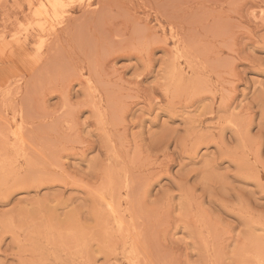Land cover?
Listing matches in <instances>:
<instances>
[{"label": "rangeland", "instance_id": "1", "mask_svg": "<svg viewBox=\"0 0 264 264\" xmlns=\"http://www.w3.org/2000/svg\"><path fill=\"white\" fill-rule=\"evenodd\" d=\"M89 1L0 0V264H264V0Z\"/></svg>", "mask_w": 264, "mask_h": 264}, {"label": "bare ground", "instance_id": "2", "mask_svg": "<svg viewBox=\"0 0 264 264\" xmlns=\"http://www.w3.org/2000/svg\"><path fill=\"white\" fill-rule=\"evenodd\" d=\"M91 1V0H90ZM90 1H89V3H90ZM61 2H62V0H40V2H39V4L38 5H35L36 6V8L34 9V15L36 16V17H38L39 18V20H41V21H39V24L42 26V24H43V22H45L46 20H48L49 18H50V16H51V12H50V9H51V7L54 9V11H55V9L57 8V9H59V10H61L60 8L61 7H59V6H61ZM32 5H33V2L31 3ZM88 4V3H87ZM91 4H92V1H91ZM31 5V6H32ZM89 5V4H88ZM59 10L57 11L56 10V13L58 14L59 13ZM63 10V9H62ZM54 14V13H53ZM83 14H84V12H83ZM56 16V15H55ZM32 18V17H31ZM44 20V21H43ZM35 21V20H34ZM60 38V37H59ZM162 40V39H161ZM93 50V49H92ZM97 51V50H96ZM93 53V52H92ZM54 58V57H53ZM52 61V60H51ZM50 61V62H51ZM49 63V62H48ZM58 63V62H57ZM56 63V64H57ZM59 64H60V61H59ZM53 65V64H52ZM51 65V66H52ZM44 66V65H43ZM50 66V67H51ZM65 66V65H64ZM57 67V66H56ZM52 68H54V67H52ZM51 68V69H52ZM66 68H68V67H66ZM38 69V68H37ZM95 69V68H94ZM53 71H54V69H52ZM51 70V71H52ZM69 70V69H68ZM40 71V70H39ZM52 71V72H53ZM55 71H56V69H55ZM66 71V70H65ZM74 71V70H73ZM94 71V70H93ZM46 72V71H45ZM99 72V71H98ZM67 73V72H66ZM70 73V72H69ZM68 73V74H69ZM39 74V73H38ZM43 74V73H42ZM46 74H48V73H46ZM53 74V73H52ZM40 75V74H39ZM38 75V76H39ZM55 75V74H54ZM98 75V74H97ZM36 76V75H35ZM44 77V76H43ZM45 78V77H44ZM54 78V77H53ZM62 78V77H61ZM42 79V78H41ZM38 80V79H37ZM11 85V84H10ZM44 85V84H43ZM98 106V105H97ZM16 108V107H15ZM28 115V114H27ZM30 135V134H29ZM10 137V136H9ZM8 138V137H7ZM39 151V150H38ZM37 155V154H36ZM33 156H35V155H33ZM41 156V155H40ZM33 158H35V157H33ZM39 159V158H38ZM38 161H40V160H38ZM42 161V160H41ZM43 162V161H42ZM44 163V162H43ZM49 164V163H48ZM4 166V165H3ZM13 166V165H12ZM43 173V172H42ZM46 173V172H45ZM44 173V174H45ZM31 174H32V171H31ZM139 184V183H138ZM136 186H138V185H136ZM135 187V186H134ZM139 195V194H138ZM133 200V199H132ZM134 201V200H133ZM136 210H138V209H136ZM134 214H136V212L134 213ZM136 218V217H135ZM123 221H125V220H123ZM127 222V221H126ZM126 225V224H125ZM116 229V228H115ZM118 229V228H117ZM119 230V229H118ZM122 230V229H121ZM124 231V230H123ZM122 231V232H123ZM119 232H121V231H119ZM89 236V235H88ZM122 237H125V236H122ZM127 237V236H126ZM118 240V239H117ZM126 241V240H125ZM90 242V241H89ZM116 242V241H115ZM120 242V241H119ZM135 242V241H134ZM139 242V241H138ZM141 247V246H140ZM137 250V249H136ZM141 251V250H140ZM150 251V250H149ZM114 252H115V249H114ZM151 252V251H150ZM149 252V253H150ZM138 254H139V252H138ZM141 256V255H140ZM146 256H148V255H146ZM141 258V257H140ZM145 258V257H144ZM141 260H142V258H141ZM152 260H150V262H151ZM156 262H157V260H156Z\"/></svg>", "mask_w": 264, "mask_h": 264}]
</instances>
